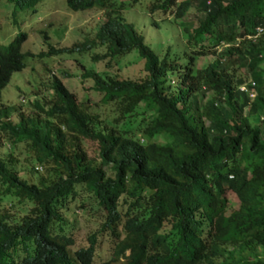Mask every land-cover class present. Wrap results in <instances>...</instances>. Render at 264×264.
<instances>
[{"label": "trees", "instance_id": "16d2710c", "mask_svg": "<svg viewBox=\"0 0 264 264\" xmlns=\"http://www.w3.org/2000/svg\"><path fill=\"white\" fill-rule=\"evenodd\" d=\"M9 1L33 6L38 0ZM134 1L65 0L72 10L100 8L102 20L90 38L46 50L102 46L90 59L110 66L135 48L143 59L140 79L85 67L80 73L114 113L102 119L56 75L30 112L0 103L2 144L13 151L22 144L30 173L44 168L37 180H27L12 167L17 153L0 156V197L31 203L18 218L0 209V264H264V32L253 35L255 26L264 29V0H149L150 13L199 12L190 32L180 24L191 48L197 46L181 68L166 53L157 56L123 18L122 7ZM24 38L17 32L0 45V91L24 66ZM204 40L219 49L200 45ZM206 53L214 58L194 67L195 55ZM243 65L252 96L235 82ZM174 72L171 89L165 81ZM83 138L96 142V158L84 150ZM76 186L104 210L101 229L113 239L107 258L94 261V232L73 249L76 263L68 253L72 239L63 232L59 207ZM227 189L238 200L228 212ZM18 246L21 258H15Z\"/></svg>", "mask_w": 264, "mask_h": 264}, {"label": "rangeland", "instance_id": "374dc122", "mask_svg": "<svg viewBox=\"0 0 264 264\" xmlns=\"http://www.w3.org/2000/svg\"><path fill=\"white\" fill-rule=\"evenodd\" d=\"M116 1L126 3V0ZM148 1L135 0L130 5H124L121 14L142 35L144 43L157 56L160 57L166 53L167 57L173 59L181 68L187 62V56L191 54L192 48H197L195 45L191 48L189 41L185 38L187 34L181 25L186 24L190 32L197 25L196 15H199V12L191 7L179 18H174L168 11L163 15L159 10L150 13L146 9ZM101 20L100 8L72 10L68 8L65 0H38L33 6H14L12 1L0 0V45H6L17 32H24L25 38L20 44V50L28 53L23 56L24 66L20 70L11 72L8 82L1 89L0 103L17 105L18 109L30 112L33 110L31 101L35 98L44 99L48 94L49 79L51 75H56L76 99L86 97L88 109L99 114L102 119L114 113L111 103L104 104L98 100L97 91L91 88V79L82 78L80 73L85 67L102 74L140 79L144 75L143 59L135 48L115 57L114 61L111 60L110 66H105L104 60L90 59L92 52L103 51L102 46H91L79 52L74 50L46 53L47 43L55 47L69 46L90 38ZM211 43L204 40L200 45L219 49L215 45L211 46ZM213 58L214 55L211 53L195 55L193 66L200 67ZM236 75L237 84L244 82L248 78L246 67L244 65L237 67ZM176 80V72L170 73L165 84H169L173 89ZM206 94L209 95V92ZM14 116L15 113H11L13 119ZM135 116L130 119L136 121ZM253 120L258 121V116L253 117ZM204 122L207 123V121ZM81 144L89 156L96 158L97 144L95 141L83 138ZM8 151L17 153V160L12 167L27 180L35 181L39 175L44 174L42 167L33 173L29 172V164L23 158L25 153L21 143L13 151L0 141V156L5 157ZM105 171L111 175L110 168L106 167ZM76 189L78 192L74 197L67 198V201L59 207L64 219L63 232L68 233L72 239V244L67 247L68 253L72 261L76 263L72 254L73 249L86 245L87 236L94 232L96 237L93 259L98 261L107 258L110 255L113 239L107 230L101 229L104 210L84 189H79L78 186ZM224 194L226 197L225 211L228 212L235 208L238 200L232 190L227 189ZM30 205L29 201L17 200L10 194L0 197V209L16 218L24 214ZM120 209L124 210V203L120 204ZM54 226L57 231L56 223ZM22 256L23 250L18 246L15 258ZM12 264H17L15 259Z\"/></svg>", "mask_w": 264, "mask_h": 264}, {"label": "built area", "instance_id": "2783aa9c", "mask_svg": "<svg viewBox=\"0 0 264 264\" xmlns=\"http://www.w3.org/2000/svg\"><path fill=\"white\" fill-rule=\"evenodd\" d=\"M262 32H264V29L261 26L257 25L254 27L253 35H256V34H259ZM252 85H253V81L250 78H248L246 81L240 83L238 85V88H239V90H243V91L247 92V94L249 96H252L254 94V90L252 88Z\"/></svg>", "mask_w": 264, "mask_h": 264}, {"label": "clouds", "instance_id": "9594fccd", "mask_svg": "<svg viewBox=\"0 0 264 264\" xmlns=\"http://www.w3.org/2000/svg\"><path fill=\"white\" fill-rule=\"evenodd\" d=\"M36 4V3H35ZM14 5V4H13ZM44 35H46V34H44ZM46 37H47V35H46ZM47 44H50V43H47ZM52 45V44H51ZM37 169H40L41 167L39 166V165H37V167H36Z\"/></svg>", "mask_w": 264, "mask_h": 264}]
</instances>
